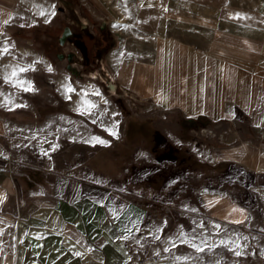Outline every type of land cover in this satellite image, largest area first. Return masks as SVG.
Wrapping results in <instances>:
<instances>
[{
  "label": "rangeland",
  "instance_id": "1",
  "mask_svg": "<svg viewBox=\"0 0 264 264\" xmlns=\"http://www.w3.org/2000/svg\"><path fill=\"white\" fill-rule=\"evenodd\" d=\"M256 4L264 0H18L0 39V49L8 48L0 53V104L12 122L4 149L8 172L24 195L52 190L63 177L107 204L108 213L140 207L144 218L123 238L142 264H264V173L225 153L247 144L263 148L264 131L244 112L232 120L187 121L201 115L188 117L145 95L154 91L142 94L124 81L130 75L137 86L145 71L151 78L160 70V36L168 46L173 39L209 46L218 20H233L230 11ZM116 6L127 14L123 22ZM64 27L80 43L99 42L98 58L90 52L78 59L84 53L77 43L59 45ZM155 57V64H144ZM30 65L19 78L31 82V91L5 81L14 68ZM68 86L74 91L66 92ZM74 98L102 108L110 128L84 107L71 108ZM225 194L246 208L226 201L209 211L208 200Z\"/></svg>",
  "mask_w": 264,
  "mask_h": 264
},
{
  "label": "crops",
  "instance_id": "2",
  "mask_svg": "<svg viewBox=\"0 0 264 264\" xmlns=\"http://www.w3.org/2000/svg\"><path fill=\"white\" fill-rule=\"evenodd\" d=\"M17 7L18 0H0V39L16 17ZM230 13L233 20L220 19L214 26L216 34L209 46L178 39L168 46L160 36V70L151 78L145 71L137 86L130 75L131 81H124L142 94L154 91L156 97L145 95L188 117L232 120L244 112L256 129L264 131V5ZM236 14L246 19L235 18ZM157 57L144 64H155ZM2 107L0 104V264H142L132 260L123 238L144 218L140 207L129 204L122 211L109 212L110 217L107 204H100L90 194L82 195L79 182L63 177L56 178L52 190L32 189L24 195L8 172L4 149L12 122L3 117ZM225 153L264 173V147L257 150L247 144ZM226 201L246 208L225 194L208 200L209 211Z\"/></svg>",
  "mask_w": 264,
  "mask_h": 264
},
{
  "label": "snow or ice",
  "instance_id": "3",
  "mask_svg": "<svg viewBox=\"0 0 264 264\" xmlns=\"http://www.w3.org/2000/svg\"><path fill=\"white\" fill-rule=\"evenodd\" d=\"M40 14L41 15H44L45 13L42 11ZM54 14L55 13H52V15H54ZM235 18H238V19H246V17H243L240 14H236V17ZM4 23L5 24H8L9 21L8 20H5ZM7 52H8V48L7 47H5L3 49H0V53H7ZM29 70H33L31 65L28 66L27 68H25V67L14 68L13 71L10 73V75L5 77V81L6 82H9V83H13V86L20 87L24 91H31L32 90L31 82L25 81V80H22V79L19 78V76H20L21 73L27 72ZM51 70H52L51 67H49L48 68V71H51ZM73 91H74V89L71 88L70 86L66 87V92L71 93ZM84 103H85V106L89 110L92 107H94V105H92L91 102L85 101ZM17 107H19V105H17ZM112 135H115V133L113 132ZM97 142H99V143H106L105 141H102V140H98ZM193 247H196L197 248V251H203L204 250L203 248L197 247L196 245H193ZM75 254L76 255H80V253H75ZM236 254L239 255L240 253L237 252Z\"/></svg>",
  "mask_w": 264,
  "mask_h": 264
},
{
  "label": "flooded vegetation",
  "instance_id": "4",
  "mask_svg": "<svg viewBox=\"0 0 264 264\" xmlns=\"http://www.w3.org/2000/svg\"><path fill=\"white\" fill-rule=\"evenodd\" d=\"M90 38H91V41L94 40L93 37H90ZM58 41H59V45H61L62 47L65 46L66 42H69L70 44H76V43L79 44L80 48L83 49L84 55H83V57H78V59H84V57H86L90 52L94 53L97 56V52L100 48V46L98 44L99 42H96V41L94 43H91L90 45H88L83 39V40H81L82 42L80 43V36H77L75 34V32L70 29V27H64L63 28L61 35L58 36ZM48 43H50V42H48ZM81 44H84L85 46L83 47V45H81ZM52 46H54V45H52ZM49 47H51L50 44H49ZM102 48H104V47H102ZM68 55H69V57L73 58L75 56V52L70 51L67 53V56ZM60 56L63 57V54ZM97 58H98V56H97ZM72 62H73V60H72Z\"/></svg>",
  "mask_w": 264,
  "mask_h": 264
},
{
  "label": "bare ground",
  "instance_id": "5",
  "mask_svg": "<svg viewBox=\"0 0 264 264\" xmlns=\"http://www.w3.org/2000/svg\"><path fill=\"white\" fill-rule=\"evenodd\" d=\"M111 2H114V0H109ZM116 8L119 10L120 14H121V18L119 19V22H123L124 19L126 18L127 14L122 11V9L118 6H116ZM128 13V12H127ZM126 20V19H125ZM26 50V49H25ZM26 52V51H25ZM113 56L112 54L110 55V58L112 59ZM116 58V57H115ZM65 87V86H64ZM62 93H64L65 95V91L62 90ZM79 97V96H78ZM83 100V99H82ZM85 102V100H84ZM102 102L103 103H106V100L104 98V96L102 95ZM93 105V104H92ZM71 108L73 109H82L84 107V110L85 112L87 113V115L92 119L94 120L95 122H97L101 127H104V128H110V125L109 123L106 121V118H105V113H104V110L101 108V110L97 109V110H94L93 108H91L90 110L83 104L81 103V100L80 99H75L72 101V103L70 104Z\"/></svg>",
  "mask_w": 264,
  "mask_h": 264
},
{
  "label": "trees",
  "instance_id": "6",
  "mask_svg": "<svg viewBox=\"0 0 264 264\" xmlns=\"http://www.w3.org/2000/svg\"><path fill=\"white\" fill-rule=\"evenodd\" d=\"M203 115L199 116L198 118H188L187 121H190V122H195V121H199L201 119Z\"/></svg>",
  "mask_w": 264,
  "mask_h": 264
}]
</instances>
